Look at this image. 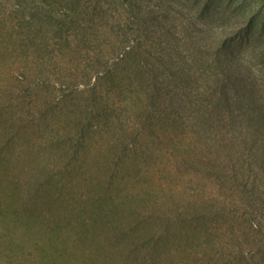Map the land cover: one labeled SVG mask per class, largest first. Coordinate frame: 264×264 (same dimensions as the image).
Masks as SVG:
<instances>
[{"label": "rangeland", "instance_id": "rangeland-1", "mask_svg": "<svg viewBox=\"0 0 264 264\" xmlns=\"http://www.w3.org/2000/svg\"><path fill=\"white\" fill-rule=\"evenodd\" d=\"M191 18L182 0H0V121L14 129L8 150L39 162L42 151L48 166L63 152L71 167L83 164L87 181L107 180L105 190L116 179L103 175L120 158L119 190L147 200L135 212L171 208L199 218L171 227L169 264H264L259 143H242L252 130L245 112H235L234 142L218 111L196 119L197 102L213 103L220 76L209 45L198 41L203 22ZM162 69L177 71L171 87ZM22 237L0 221V264L86 261L72 243L65 257L47 261L45 242L25 245Z\"/></svg>", "mask_w": 264, "mask_h": 264}, {"label": "trees", "instance_id": "trees-1", "mask_svg": "<svg viewBox=\"0 0 264 264\" xmlns=\"http://www.w3.org/2000/svg\"><path fill=\"white\" fill-rule=\"evenodd\" d=\"M182 3L192 13L194 26L203 22L198 41L204 45L200 44L201 49L209 45L213 55L212 68L216 67L220 76L213 82V92L209 93L213 103L204 106L197 102L196 119L204 122L207 109L218 111L216 121L229 126L224 131L229 140L239 141L237 135L240 132L236 133L232 126L237 119L235 112H245L244 118L252 130L251 138L246 137L242 143L248 144L250 139L253 145L259 143L260 154L255 155H259L257 161L259 158L263 161L264 0H182ZM215 24L219 26L216 25L217 29ZM210 28L217 31L212 33ZM203 61L200 56L201 66ZM160 73L165 87L175 83L176 70H171L173 75L164 69ZM170 91L168 101L175 97L173 88ZM182 107L183 104H179L175 114H179ZM201 111L204 112L200 114ZM4 124L0 121L1 220L6 227L11 225L22 231L25 245H35L37 240H41V244L45 242L51 252L47 261L52 259V254L61 253V257H65L66 246L72 243L80 250H86L84 264H114L113 258L120 260L118 264H169L165 250L174 239L171 227H182V222L199 223V218L189 210L180 215L173 214L177 209L174 212L171 208L160 212H135L134 206L145 207L147 200L119 190L117 166L120 158V162L103 175L116 179L114 186L105 190L109 185L107 180V185H104L105 179L94 184L87 181L89 176L83 171V164L71 167L64 161L66 154L63 152H55L57 158L52 157L55 163L52 166L46 165L49 157L43 158L42 149L40 162L39 156L31 159L22 152L10 154L8 145L12 147L13 140L9 136L14 129L9 122ZM217 144L221 143L213 145ZM260 167L264 172V167ZM162 227L166 230L160 233ZM104 246L107 249L103 252ZM41 247L37 246L39 255ZM43 261L41 259L37 264H46ZM11 264L20 263L17 260Z\"/></svg>", "mask_w": 264, "mask_h": 264}]
</instances>
